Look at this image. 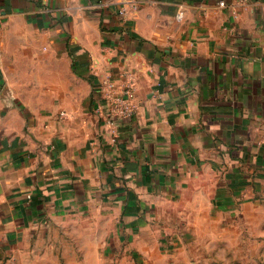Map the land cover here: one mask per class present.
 I'll return each mask as SVG.
<instances>
[{"label":"crops","instance_id":"0c3cea01","mask_svg":"<svg viewBox=\"0 0 264 264\" xmlns=\"http://www.w3.org/2000/svg\"><path fill=\"white\" fill-rule=\"evenodd\" d=\"M262 179L264 0H0V260L107 208L228 226Z\"/></svg>","mask_w":264,"mask_h":264},{"label":"rangeland","instance_id":"374dc122","mask_svg":"<svg viewBox=\"0 0 264 264\" xmlns=\"http://www.w3.org/2000/svg\"><path fill=\"white\" fill-rule=\"evenodd\" d=\"M13 84L21 90L27 83ZM253 186L246 207L230 212L228 226L205 217L202 225L194 224L193 210L182 200L157 210L156 219L143 225L129 220V212L123 218L107 208L65 218L19 257L0 264H264V181L258 191ZM209 211L214 217L216 211Z\"/></svg>","mask_w":264,"mask_h":264},{"label":"built area","instance_id":"2783aa9c","mask_svg":"<svg viewBox=\"0 0 264 264\" xmlns=\"http://www.w3.org/2000/svg\"><path fill=\"white\" fill-rule=\"evenodd\" d=\"M223 5V2H220ZM119 14H123V10L119 11ZM181 15L177 14V18L180 19ZM126 76V75H125ZM125 83L122 87L116 90L114 87L115 85L111 82L110 79L107 80L106 86V97L110 101L111 107V116L107 119L109 125L114 126L115 119H121L124 117H131L134 114V104H133V97H134V89L132 86L131 80H129L128 76H126ZM60 116H64L65 113L61 112ZM115 118V119H114Z\"/></svg>","mask_w":264,"mask_h":264}]
</instances>
